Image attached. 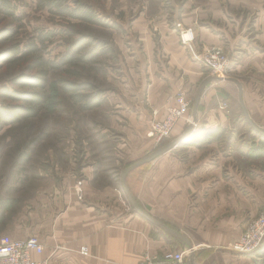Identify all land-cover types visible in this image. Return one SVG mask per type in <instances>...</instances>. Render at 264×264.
Wrapping results in <instances>:
<instances>
[{"label":"crops","instance_id":"obj_1","mask_svg":"<svg viewBox=\"0 0 264 264\" xmlns=\"http://www.w3.org/2000/svg\"><path fill=\"white\" fill-rule=\"evenodd\" d=\"M183 15L184 25L192 28L187 14ZM193 22L197 24V16ZM253 26L257 34L249 46L235 48L243 52L242 58L230 69L229 76L242 83L249 115L264 128L263 12H259ZM233 27L228 29L231 34L226 33L231 43L226 49L236 44L231 37ZM194 29L199 51L223 46L222 36L212 29L198 26ZM140 33L146 37L144 27ZM161 35L158 45L151 36L147 39L144 53L149 59L139 65L142 68L138 75L139 88L130 91L132 98L127 101L148 124L143 128L144 134L146 129L149 132L153 111L158 112L157 119L166 116L168 107L172 106L169 96L179 90L196 96L205 80L211 78L201 63L190 58L177 30H167ZM136 55L139 58L142 53ZM144 75L149 79L146 89L142 86ZM235 95L239 103L235 83L213 82L206 88L199 106L195 131L201 127H221L226 130L223 138L199 146L182 144L128 176L129 184L135 179L134 189L130 185L129 188L143 210L189 240L194 253L187 258L188 264H264V249L254 255L232 250L249 221L264 206V156L252 155L253 146L264 138L254 134L244 122ZM189 124L186 119L180 120L172 139L179 138ZM87 178L81 200L74 192L62 199L57 191L50 202L51 219L47 220L45 211L43 219L37 218L40 222L36 238L45 251L35 259L46 260L48 264H139L146 255L159 256L187 246L134 214L123 190L113 184H98L93 176Z\"/></svg>","mask_w":264,"mask_h":264},{"label":"rangeland","instance_id":"obj_2","mask_svg":"<svg viewBox=\"0 0 264 264\" xmlns=\"http://www.w3.org/2000/svg\"><path fill=\"white\" fill-rule=\"evenodd\" d=\"M12 1L16 16L24 25L19 38L23 48L42 37L48 40L40 44L45 48L42 53L45 59L58 61L75 41L76 38L69 36L75 31L90 36L93 43L102 40L111 51L93 68L77 67L75 70L82 75L80 79L64 71L53 73L47 89L51 100L39 116L0 132V244L6 240L37 239V223L40 222L37 218L43 219L45 211L47 220L51 219L50 202L57 191L62 199L71 192L79 198V184L82 190L88 176L95 177L98 184H113L122 190L124 170L173 141L171 136L164 142H156L148 136L147 129L144 134L143 128L148 124L127 102L132 98L130 91L139 88L138 75L142 71L139 65L149 59L144 52L150 36L158 45L161 34L167 30H177L180 36L191 29L197 37L194 27L210 28L222 36L220 48L230 58L229 72L242 58L240 53L243 52L235 48L253 42L257 34L253 24L259 12L264 13V0H81L92 5L99 18L109 24L104 28L55 17L39 9L37 0ZM69 1L73 4L75 0ZM183 14L189 17L186 18L192 28L184 25ZM196 16L197 24L193 22ZM141 27L145 28L146 37L145 33H140ZM232 27L231 37L236 44L226 49L231 46L226 33L231 34L228 29ZM196 43L181 44L189 51L190 58L199 62L195 56L199 48ZM154 52L159 53L158 49ZM137 53L142 55L138 58ZM28 64L29 61H24L0 69V89L9 85L10 79L24 71ZM59 79L95 84L104 91L105 103L96 110L80 111L70 96L61 91ZM144 80L142 86L146 89L149 79L145 76ZM179 92H185L194 105L196 96L179 90L168 98L172 106L175 102L171 98ZM234 99L238 103L237 95ZM3 103L6 102L0 99V104ZM243 120L247 123L244 117ZM255 146L257 152L264 153L263 140ZM129 185L134 189L135 179H131ZM123 195L128 204L127 196Z\"/></svg>","mask_w":264,"mask_h":264},{"label":"trees","instance_id":"obj_3","mask_svg":"<svg viewBox=\"0 0 264 264\" xmlns=\"http://www.w3.org/2000/svg\"><path fill=\"white\" fill-rule=\"evenodd\" d=\"M37 6L61 19L104 28L109 26L106 21L99 18L92 5L81 0H75L73 4L69 0H37ZM15 11L16 7L12 0H0V69L24 61H29V64L24 71L10 79L9 85H4L0 89V99L6 102L0 104V132L23 120L39 116L51 100L47 89L53 73L64 71L80 79L82 75L75 70L77 67L93 68L101 63L100 58L111 51L102 40L93 43L90 36L73 31L69 36L76 39L67 52L58 61L47 60L42 54L45 48H41L40 44L44 45L48 40L41 37L22 47L19 38L24 25ZM8 21L9 23L6 24ZM58 81L61 91L70 96L80 111L96 110L105 103L104 91L93 83L67 79ZM225 133L226 130L221 127L216 129L201 127L183 144L199 146L203 142L213 143L223 138ZM252 155L263 157L264 153L257 152L253 147ZM263 249L264 243L256 253H260Z\"/></svg>","mask_w":264,"mask_h":264},{"label":"built area","instance_id":"obj_4","mask_svg":"<svg viewBox=\"0 0 264 264\" xmlns=\"http://www.w3.org/2000/svg\"><path fill=\"white\" fill-rule=\"evenodd\" d=\"M181 43L190 46L196 43L194 31L186 30L180 34ZM196 59L208 71L211 77L226 79L229 77L228 69L231 66L230 58L220 47H204L197 50ZM174 106H170L164 119H157L158 112H154V119L150 125L148 136L155 138L156 142L169 139L176 124L186 119L191 123L193 99L187 97L185 92H179L171 98ZM226 109V104L223 106ZM79 199H82L81 185L79 184ZM264 243V206L261 213L251 219L241 238L232 245V250L242 255L256 254ZM44 246L38 239L27 238L23 240H6L0 244V264H47L45 260H37L41 256ZM87 251L84 249L83 253ZM193 254L192 248L184 247L182 250H169L159 256L146 255L139 264H187V258Z\"/></svg>","mask_w":264,"mask_h":264},{"label":"water","instance_id":"obj_5","mask_svg":"<svg viewBox=\"0 0 264 264\" xmlns=\"http://www.w3.org/2000/svg\"><path fill=\"white\" fill-rule=\"evenodd\" d=\"M220 80H221L220 78L211 77V78H208L207 80H205V82L201 85V87H200V89L196 95L194 105H193V109H192V122L189 124V126L186 128L185 132L179 138L171 141L170 143L166 144L162 148H159L158 150L152 152L151 154L147 155L143 159H141V160L137 161L136 163L132 164L131 166H129L126 170H124V172L122 173V177H121L122 190L128 198L129 205L131 206V208L134 211L133 213L136 214L137 216L141 217L145 221H147L152 226L159 228L162 231L174 236L178 240L185 243L189 248H192V247H191L189 240L185 236H183L181 233L177 232L176 230L172 229L171 227L165 225L164 223L160 222L159 220H157L156 218L151 216L148 212L143 210V208L139 205V202L137 201V199L133 195L132 191L130 190L128 183H127V180H128V176L131 173H133L134 171H136L139 168H142V167L150 164L151 162H153L154 160L158 159L159 157L167 154L168 152L174 150L178 146L182 145L188 138H190L193 135V133L195 132V128L197 126V123H198L199 106L201 103L202 96H203L207 87H209L213 82H217ZM226 80L235 83L236 86L238 87L239 104L241 106L244 117H245L247 123L249 124V126L251 127V129L253 131H255L257 134L264 136V128L260 127L255 121H253L251 119L249 112L246 108V105L244 102V97H243L244 92H243L242 83L237 78H234V77L226 78Z\"/></svg>","mask_w":264,"mask_h":264},{"label":"bare ground","instance_id":"obj_6","mask_svg":"<svg viewBox=\"0 0 264 264\" xmlns=\"http://www.w3.org/2000/svg\"><path fill=\"white\" fill-rule=\"evenodd\" d=\"M229 78V77H228ZM221 80H226V79H221ZM177 125V124H176ZM173 133V132H172ZM172 136V135H171ZM78 195H79V190H78ZM193 250V249H192ZM44 251H45V249H44ZM193 253H194V250H193ZM43 254H44V252H43ZM42 254V255H43ZM46 261V260H45ZM47 264H48V262H47ZM187 264H188V261H187Z\"/></svg>","mask_w":264,"mask_h":264}]
</instances>
